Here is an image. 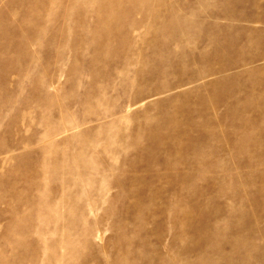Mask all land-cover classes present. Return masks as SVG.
Instances as JSON below:
<instances>
[{"label":"rangeland","instance_id":"obj_1","mask_svg":"<svg viewBox=\"0 0 264 264\" xmlns=\"http://www.w3.org/2000/svg\"><path fill=\"white\" fill-rule=\"evenodd\" d=\"M188 6L0 0V264H264V0L230 9L242 48L216 60L244 64L221 76L161 65L169 9L182 51L215 35ZM164 113L190 151L140 171L159 158L129 143Z\"/></svg>","mask_w":264,"mask_h":264},{"label":"bare ground","instance_id":"obj_2","mask_svg":"<svg viewBox=\"0 0 264 264\" xmlns=\"http://www.w3.org/2000/svg\"><path fill=\"white\" fill-rule=\"evenodd\" d=\"M190 1L192 0H168L169 3L176 2L181 3L182 5H188ZM193 1L196 7L188 6L185 9H189L190 15L195 17L196 21H198V31L202 32L204 28L207 29V27L205 26L207 25L212 28V30L215 32V35L214 37H211V39L208 35H206L207 31H205L206 36L202 38L203 41L199 40L197 42H194V40H192L191 43H193V46H191L190 50L182 51L180 47L184 46V40L181 37H177L179 36V34L175 32L173 28L175 27V23L177 21L181 20L182 23H186L188 20L187 14L179 16V14L173 11V9H169L167 13V22L164 25V31L167 32L173 38V40H170L169 42L162 40V42H159V57L166 59L163 63H161V65H163L164 63L168 64L170 59L173 60L174 65L175 62H183L186 57H190L194 61L201 63L202 65H199H201L203 71H205V73L211 74L212 76H221V74L233 71L236 68L240 67V65H243L244 61L242 60H232L230 62L223 61L224 63L219 61L217 62L216 60V54L218 53L222 52L225 53V55L231 56L235 53V51H240L242 48V45H240L239 43L228 46L224 41L226 40L225 35L233 30L232 26L234 22H241L244 19L243 15H237L233 12H230V9H232V7L240 0ZM205 16H207V21H204ZM220 21H223L224 24H219ZM206 55L211 56V60L205 63L204 61ZM171 73V67H168L166 70L159 72L158 76L160 78H163L164 76H167ZM225 80L228 81L230 79L227 77L224 79V81ZM214 84V82L208 83L207 88H212ZM203 99L207 100L206 97ZM209 100L210 99L208 98L207 102ZM205 112H208L207 108L203 111V114ZM160 117H162V119H160L161 121H159L158 123L156 122L155 124H152L151 122H149L139 125L136 130L137 133L133 136V139L129 143V147H131L134 154H152L159 158L158 162H151V164L146 165V167H142L140 171H152L159 168L164 169L165 172L172 171L177 168L176 164L172 163V161H175L174 159L176 155H178L180 151H183L184 155H187V153L190 151V145H182L180 141L188 131H192V126H182L180 122L166 113L161 114ZM148 139H152L151 143L147 142ZM236 250L237 249L232 250L234 254H236ZM221 257L225 259L224 261L226 263H229V261L224 256Z\"/></svg>","mask_w":264,"mask_h":264}]
</instances>
